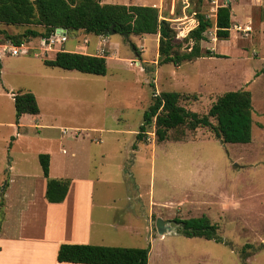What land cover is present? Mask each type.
Returning a JSON list of instances; mask_svg holds the SVG:
<instances>
[{
  "label": "rangeland",
  "instance_id": "obj_1",
  "mask_svg": "<svg viewBox=\"0 0 264 264\" xmlns=\"http://www.w3.org/2000/svg\"><path fill=\"white\" fill-rule=\"evenodd\" d=\"M157 1L102 3L155 4L183 41L181 52L193 46L184 40L198 25L196 13L205 14L213 27L200 43L204 57L159 65V35H101L98 48L91 36L89 53L104 56L108 67L96 76L45 65L56 50L44 53L41 37L24 39L29 53L11 56L8 36L20 37L26 27L0 24V181L18 180L9 199L19 202L17 192L41 189L40 181L20 180L43 178L39 155L48 154L49 178L69 180L71 191L65 205L38 213L35 222L52 226V233L89 245L148 248L149 264H243L241 249L251 244L256 249L247 264H264V0ZM224 5L232 11L227 41L217 40L215 28ZM79 34L69 32L57 51H83ZM20 90L36 96L39 115L17 120L13 94ZM239 90L252 94L251 147L222 144L207 129L174 130L172 140L158 142L152 126L146 142L136 138L156 94L177 92L183 107L203 115L218 97ZM34 200L41 205L42 193ZM227 200L229 212L222 215ZM174 214L215 218L218 234L233 248L181 231L161 238L156 219L176 220L167 218Z\"/></svg>",
  "mask_w": 264,
  "mask_h": 264
},
{
  "label": "trees",
  "instance_id": "obj_2",
  "mask_svg": "<svg viewBox=\"0 0 264 264\" xmlns=\"http://www.w3.org/2000/svg\"><path fill=\"white\" fill-rule=\"evenodd\" d=\"M198 25L190 31L184 41H193L188 51L181 52L183 41L176 39L171 22L160 18L158 8L134 4H103L102 0H0V24L10 27H26L20 37L8 36L15 46L23 44L24 39L52 36L57 28L69 32H83L86 35L101 36L112 32L124 37L159 35V65L173 64L181 66L204 57L200 43L205 33L213 27V22L205 14L196 13ZM216 38L227 41L232 28L230 5L221 6L216 12ZM207 55L222 57L207 51ZM45 65L67 71L105 76L108 72L104 56L87 55L77 52L60 51ZM17 120L24 115H39L40 107L36 96L29 91L13 94ZM181 95L177 92L156 94L136 138L146 142L148 128L155 126L158 142H168L170 132L182 128L196 133L207 129L222 144L247 145L252 142L253 105L252 94L248 90L226 92L212 104L206 114L190 111L181 104ZM136 148V146H134ZM40 166L47 179L46 199L49 203L65 201L69 180L50 179V156L39 155ZM0 186V192L2 190ZM4 203L0 200V210ZM184 223L181 234L187 238H203L217 243H225L233 248L218 234V225L207 216L178 220ZM0 220V227H1ZM255 246L246 244L240 252V259L247 264L249 250ZM58 261L73 264H148L149 249L119 248L89 244H63L59 248Z\"/></svg>",
  "mask_w": 264,
  "mask_h": 264
},
{
  "label": "crops",
  "instance_id": "obj_3",
  "mask_svg": "<svg viewBox=\"0 0 264 264\" xmlns=\"http://www.w3.org/2000/svg\"><path fill=\"white\" fill-rule=\"evenodd\" d=\"M157 2L160 3V0H158ZM134 5L155 7L154 6L155 4L153 3L151 4L143 3V4H134ZM262 24L264 25V22ZM74 33L75 32H73V34ZM81 36H83L82 38L83 43L85 37L87 36L86 38H88L89 44L85 45L84 43L83 46L84 48L81 47L83 51L80 52L77 51V53L91 55L89 53L91 36L96 37L98 39V46L96 48L100 46L101 43L100 36H95L93 34L86 35L84 33ZM64 51L67 50L65 49ZM57 52L58 51H56L55 53ZM52 53L53 52H51L50 54ZM24 116L21 117L20 121L24 119ZM253 125H254V120H253ZM252 132H253V128H252ZM252 143H253V137H252V142L250 144H247V147H251ZM63 153H66V151H63ZM12 166L13 165L11 164L9 171L13 168ZM22 178L24 179L20 180L21 183L24 182L29 183L30 180L32 179H35V181H37L36 184H38L40 181L41 189H37V191L35 192L31 191L29 188L27 190L19 191L17 193H20V195H22L21 200L17 202L13 198L14 203H12V201H10L9 199V196H11L13 192L14 184L18 180L17 179L14 180L11 178L10 181L6 182L5 184L3 183V181H0V186L3 187L0 192V200L1 198H4L3 199L4 219L0 227V264H73V263H65L58 261V252L60 246L63 244H85V243L79 242V240H75L71 238L65 239L61 234L52 233L53 230L52 226H49L45 223L42 224L37 223L38 221L35 222V220L37 219L39 220V214H38L39 212L48 211L49 207H54V206L58 207L60 205H65V203H67L68 197L71 192L70 187L65 201L62 203L53 204V203H49L45 197L46 189H47V179L44 177V175L43 178H41L40 176H33L31 178L28 175H24ZM37 192L42 193L43 201L40 203L41 205L39 204L37 205L36 201L34 200ZM236 197L240 198V195L239 194L237 196L234 195L233 199L235 202L236 200H238V198L236 199ZM229 208L230 206L227 200L224 202L222 207H219L220 210L219 209L218 210L223 215L229 212L228 211ZM179 217L180 215L174 214V215H168L167 218L176 219ZM181 220H186V219L181 218ZM221 220H223V218ZM225 220L228 221V219ZM210 221L212 223H217V220L215 218L214 220L210 219ZM83 233H85V228H83ZM160 237L164 238L165 236H160Z\"/></svg>",
  "mask_w": 264,
  "mask_h": 264
},
{
  "label": "built area",
  "instance_id": "obj_4",
  "mask_svg": "<svg viewBox=\"0 0 264 264\" xmlns=\"http://www.w3.org/2000/svg\"><path fill=\"white\" fill-rule=\"evenodd\" d=\"M69 31L62 29V28H57L55 30V32L52 34L51 37H49L48 39L45 40V45L44 46V53H51L54 50L57 51V49L62 50V47H64L65 43L68 41L69 35H68ZM103 37L100 36V39H102ZM105 41L104 39H102L101 42ZM84 43L85 45L89 44V40L88 38L85 37L84 39ZM26 44H22L20 46H15L12 43L9 45V52L11 54V56H18L22 53H29L30 49L28 47H26ZM58 50V51H59Z\"/></svg>",
  "mask_w": 264,
  "mask_h": 264
},
{
  "label": "water",
  "instance_id": "obj_5",
  "mask_svg": "<svg viewBox=\"0 0 264 264\" xmlns=\"http://www.w3.org/2000/svg\"><path fill=\"white\" fill-rule=\"evenodd\" d=\"M115 34L114 32L111 33ZM108 33H105L104 36H107ZM185 228L184 223H179L176 220H164L162 218L156 219V230L160 236L170 235L176 232H179Z\"/></svg>",
  "mask_w": 264,
  "mask_h": 264
}]
</instances>
